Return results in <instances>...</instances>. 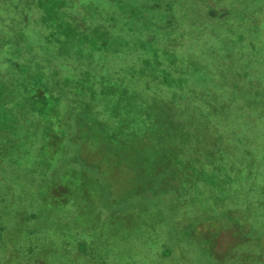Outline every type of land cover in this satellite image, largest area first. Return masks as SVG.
Listing matches in <instances>:
<instances>
[{"label": "trees", "instance_id": "1", "mask_svg": "<svg viewBox=\"0 0 264 264\" xmlns=\"http://www.w3.org/2000/svg\"><path fill=\"white\" fill-rule=\"evenodd\" d=\"M260 14L264 0H0V264L121 262L102 247L101 226L76 223L77 204L85 216L95 191L104 195L73 142L79 132L94 135L103 155L153 151L167 158L174 138L161 126L191 122L194 144L176 142L186 159L193 155L185 165L194 191L223 189V173L237 169L236 159L253 164L242 141L232 151L226 140L230 116L221 86L255 84L241 73L232 79L237 68L226 69L218 49L250 45L255 57ZM208 138L215 145L205 147ZM171 160L175 172L183 168ZM219 171L220 182L205 177ZM257 198L259 210L247 207L252 215L238 232L253 251L228 252L225 264H264V196ZM236 211L212 209L195 225L203 231L210 219ZM191 252L162 264H189ZM137 254L132 264H144L145 251Z\"/></svg>", "mask_w": 264, "mask_h": 264}, {"label": "rangeland", "instance_id": "2", "mask_svg": "<svg viewBox=\"0 0 264 264\" xmlns=\"http://www.w3.org/2000/svg\"><path fill=\"white\" fill-rule=\"evenodd\" d=\"M179 1L187 0H176V3ZM257 18L260 22L264 14ZM253 35L259 42L255 57L251 58L253 47L250 45L237 44L235 48H226L227 45L218 49L220 63L226 69L227 65L237 68L228 73L232 79H237L241 73L245 83L255 84L254 88L245 86L238 90L221 86L230 116L226 140L233 145L232 151L234 143L242 141L252 154L250 159L254 160L249 164L236 159L237 169L223 173V189L220 185L217 189L203 186L199 191L192 190L194 175L185 163L193 155L190 153L186 159L176 142V138H181L186 144H194L196 135L191 122L178 119L161 126L163 132H172L171 137L174 138L165 147L167 158L159 157L153 151L103 155L94 135L79 132L74 137L78 153L91 166L87 168L88 174L98 178L102 184L100 190L104 192L102 196L100 191H95V206L90 208L91 212L87 210L85 216L79 214L82 208L77 204L76 223L79 226L87 223L101 226V245L105 251L117 254L114 258L117 262L121 260L119 264H132L138 256L137 251H145L147 256L143 258L147 261L144 264H153L150 251H156L155 258L160 264L176 263L180 257L185 258L186 255H181L183 251H193L189 264H207L201 259V253L207 254L214 264H225L221 256L225 257L228 252L240 255V251L249 248L245 251L252 253L250 244L241 241L240 234L238 240V232H243L241 225L246 216L250 217L252 210H259L257 197L264 196V30ZM240 52L244 56L238 58ZM213 145L215 142L208 138L205 147ZM239 152L246 153L242 147ZM171 156V159L177 158V163H184L180 171H174L176 167L171 164L176 163L170 159ZM220 172L205 177L220 182ZM259 189H262L261 193ZM224 200L226 205H223ZM227 207L237 209L233 217L224 214L215 221L210 219L199 232L195 225L197 221L206 220L207 215L213 214L212 209L223 214ZM103 213L107 214V219L102 221ZM233 219L234 224L231 223ZM227 226L234 231H227ZM231 233L237 239L227 241L225 236L222 237V234ZM254 251L262 249L255 243ZM65 260H58V264H65ZM241 261L239 259L236 264H241Z\"/></svg>", "mask_w": 264, "mask_h": 264}]
</instances>
